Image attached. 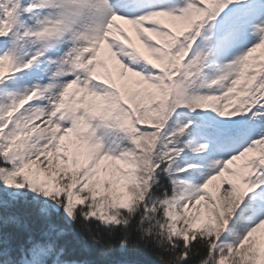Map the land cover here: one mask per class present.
I'll use <instances>...</instances> for the list:
<instances>
[{"label":"snow or ice","instance_id":"1","mask_svg":"<svg viewBox=\"0 0 264 264\" xmlns=\"http://www.w3.org/2000/svg\"><path fill=\"white\" fill-rule=\"evenodd\" d=\"M0 264H264V0H0Z\"/></svg>","mask_w":264,"mask_h":264}]
</instances>
